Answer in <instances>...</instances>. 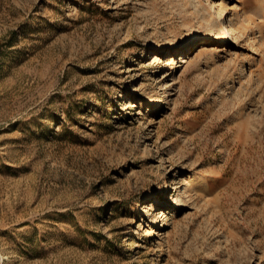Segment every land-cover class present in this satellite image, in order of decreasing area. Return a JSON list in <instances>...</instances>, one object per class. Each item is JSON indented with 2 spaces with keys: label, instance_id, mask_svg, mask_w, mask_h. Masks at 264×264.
I'll return each instance as SVG.
<instances>
[{
  "label": "rangeland",
  "instance_id": "obj_1",
  "mask_svg": "<svg viewBox=\"0 0 264 264\" xmlns=\"http://www.w3.org/2000/svg\"><path fill=\"white\" fill-rule=\"evenodd\" d=\"M215 1L0 0V264H264V0Z\"/></svg>",
  "mask_w": 264,
  "mask_h": 264
},
{
  "label": "bare ground",
  "instance_id": "obj_2",
  "mask_svg": "<svg viewBox=\"0 0 264 264\" xmlns=\"http://www.w3.org/2000/svg\"><path fill=\"white\" fill-rule=\"evenodd\" d=\"M212 4H214L215 10L217 12V16H215V24H217V27L220 29V33L221 36L224 37L225 32L229 34L228 31L223 30L224 29V25L223 23L219 20L218 16H222V17H227V14L229 15L230 13H228V7L224 6L221 2L215 1L213 2V0H211ZM206 17V14L203 15V18ZM242 16L240 17V20H242ZM228 27L230 28L231 31H234L238 28H240V24H237V20H235V18L232 16V14L229 15V22H228ZM205 26V25H204ZM209 29V25H206V28L204 29L205 31H203V34H201V37L206 36L207 32L206 29ZM241 29V28H240ZM200 33H196V34H188L185 36V43H186V48L188 45H190L192 42L196 41V39H198ZM190 56V54L186 51L183 55H182V59L183 60H188V57ZM169 83V82H168ZM160 259L159 253L156 254L155 259H153L151 261V263L155 264L158 262V260Z\"/></svg>",
  "mask_w": 264,
  "mask_h": 264
}]
</instances>
